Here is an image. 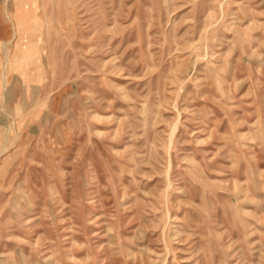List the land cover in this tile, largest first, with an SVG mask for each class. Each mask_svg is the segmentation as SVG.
Wrapping results in <instances>:
<instances>
[{"label": "rangeland", "instance_id": "obj_1", "mask_svg": "<svg viewBox=\"0 0 264 264\" xmlns=\"http://www.w3.org/2000/svg\"><path fill=\"white\" fill-rule=\"evenodd\" d=\"M0 264H264V0H0Z\"/></svg>", "mask_w": 264, "mask_h": 264}]
</instances>
